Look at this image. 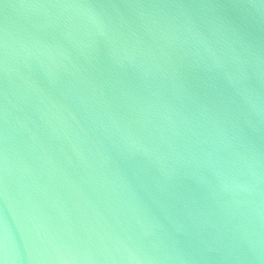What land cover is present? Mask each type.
<instances>
[{
	"label": "water",
	"instance_id": "water-1",
	"mask_svg": "<svg viewBox=\"0 0 264 264\" xmlns=\"http://www.w3.org/2000/svg\"><path fill=\"white\" fill-rule=\"evenodd\" d=\"M0 264H264V0H0Z\"/></svg>",
	"mask_w": 264,
	"mask_h": 264
}]
</instances>
